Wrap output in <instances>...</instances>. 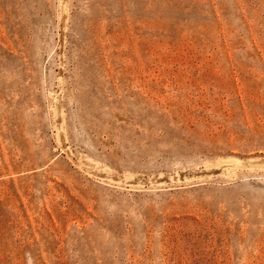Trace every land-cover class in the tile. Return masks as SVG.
Listing matches in <instances>:
<instances>
[{
  "label": "rangeland",
  "instance_id": "1",
  "mask_svg": "<svg viewBox=\"0 0 264 264\" xmlns=\"http://www.w3.org/2000/svg\"><path fill=\"white\" fill-rule=\"evenodd\" d=\"M0 264H264V0H0Z\"/></svg>",
  "mask_w": 264,
  "mask_h": 264
}]
</instances>
